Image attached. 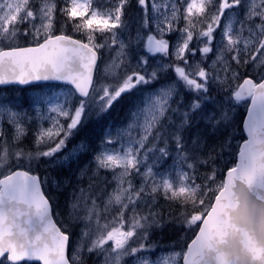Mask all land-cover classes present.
<instances>
[{"label": "snow or ice", "instance_id": "snow-or-ice-1", "mask_svg": "<svg viewBox=\"0 0 264 264\" xmlns=\"http://www.w3.org/2000/svg\"><path fill=\"white\" fill-rule=\"evenodd\" d=\"M137 4L0 0V264H264V0H161L130 60Z\"/></svg>", "mask_w": 264, "mask_h": 264}, {"label": "rangeland", "instance_id": "rangeland-1", "mask_svg": "<svg viewBox=\"0 0 264 264\" xmlns=\"http://www.w3.org/2000/svg\"><path fill=\"white\" fill-rule=\"evenodd\" d=\"M93 6L98 8H106L110 6V0H92ZM161 0H145V5L142 7L140 14L132 21L131 25L126 27H120L117 29L118 36L121 40L128 41L131 40L133 45L129 48V59L132 60V54L136 51L137 46H139V51L141 54L145 52L143 42L146 37L151 35L158 36L159 34V24L162 22V17L160 13L156 10L154 5H159ZM237 6L232 8H226L221 16L220 26L214 31L213 45H215L216 40L220 38V32L223 26L231 21L233 24L236 23L235 9ZM180 34L176 31L165 33L163 38L168 41L169 53L174 49V46L179 40ZM211 55V53L209 54ZM155 57L157 60H167V57L161 53L148 54V57ZM146 57V59L148 58ZM101 63V62H100ZM47 88L48 94L53 93L59 94L57 99L58 102L63 103L67 107L71 108L77 101V97L73 95L70 91V87L65 85H54V84H41ZM115 103V102H114ZM240 142V139L234 140L233 145L230 150L233 152L236 146ZM224 162L227 164L234 163L235 156L232 154H226L224 156Z\"/></svg>", "mask_w": 264, "mask_h": 264}, {"label": "trees", "instance_id": "trees-1", "mask_svg": "<svg viewBox=\"0 0 264 264\" xmlns=\"http://www.w3.org/2000/svg\"><path fill=\"white\" fill-rule=\"evenodd\" d=\"M111 1V0H110ZM111 4V2H110ZM142 10V7L139 6L138 4L135 5V7L133 8H127L125 10V14L123 16V20H124V25L123 27H127L132 20L138 15V13ZM70 25H68V28L70 30ZM245 106L244 105H240L236 108L235 113H234V118L232 120V125H231V129L230 131H232V129H234V131H232V136H231V146L233 145V141L237 140V139H241V137H243V132H242V120L245 114ZM229 154L234 155L235 151H231L230 149L228 150ZM235 156V155H234ZM55 211V208H54Z\"/></svg>", "mask_w": 264, "mask_h": 264}, {"label": "water", "instance_id": "water-1", "mask_svg": "<svg viewBox=\"0 0 264 264\" xmlns=\"http://www.w3.org/2000/svg\"><path fill=\"white\" fill-rule=\"evenodd\" d=\"M98 61H99V59H98ZM37 83H39V84H42V83H56V84H64L63 82H59V81H41V82H37ZM64 85H66V84H64ZM69 86V85H68ZM245 115H247V112H246V114ZM243 130V129H242Z\"/></svg>", "mask_w": 264, "mask_h": 264}]
</instances>
